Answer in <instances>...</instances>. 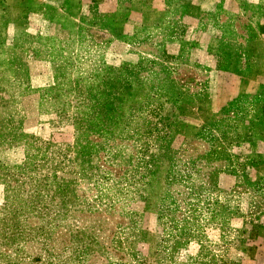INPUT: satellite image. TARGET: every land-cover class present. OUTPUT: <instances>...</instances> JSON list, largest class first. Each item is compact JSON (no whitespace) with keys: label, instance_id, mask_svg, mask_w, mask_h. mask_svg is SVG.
Returning a JSON list of instances; mask_svg holds the SVG:
<instances>
[{"label":"rangeland","instance_id":"obj_1","mask_svg":"<svg viewBox=\"0 0 264 264\" xmlns=\"http://www.w3.org/2000/svg\"><path fill=\"white\" fill-rule=\"evenodd\" d=\"M36 1L0 81V264H264V113L209 96L228 0Z\"/></svg>","mask_w":264,"mask_h":264},{"label":"crops","instance_id":"obj_2","mask_svg":"<svg viewBox=\"0 0 264 264\" xmlns=\"http://www.w3.org/2000/svg\"><path fill=\"white\" fill-rule=\"evenodd\" d=\"M36 0H0V81L14 65L13 56L28 51L29 7ZM228 35L209 34L203 43L209 65L219 76L211 98H247L260 101L264 113V0H228ZM24 54V55H25ZM27 58V57H26ZM205 59V58H204ZM18 64V63H17ZM221 105L218 106L220 108ZM213 112L215 108H212ZM218 110V109H216ZM257 114L254 106L246 109ZM8 110L0 100V130Z\"/></svg>","mask_w":264,"mask_h":264}]
</instances>
